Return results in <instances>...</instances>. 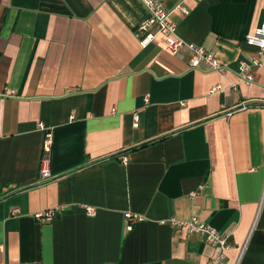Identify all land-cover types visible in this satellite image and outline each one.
Masks as SVG:
<instances>
[{"label": "crops", "instance_id": "1", "mask_svg": "<svg viewBox=\"0 0 264 264\" xmlns=\"http://www.w3.org/2000/svg\"><path fill=\"white\" fill-rule=\"evenodd\" d=\"M156 1H183L178 36L233 72L142 47L141 0H0V264H209L218 247L170 223L193 216L229 237L221 264H264V56L231 87L264 0Z\"/></svg>", "mask_w": 264, "mask_h": 264}, {"label": "built area", "instance_id": "2", "mask_svg": "<svg viewBox=\"0 0 264 264\" xmlns=\"http://www.w3.org/2000/svg\"><path fill=\"white\" fill-rule=\"evenodd\" d=\"M148 12L147 18L140 23L137 27V37L139 38L142 47H147L151 43H154L158 38L164 43L165 47L172 54L176 55L183 47H187L191 51V57L189 65L192 69L205 68L207 71H214L226 75L229 72H233L231 65L227 62L219 61L215 55L203 46L193 43H187L177 34V25L173 21L172 16L175 12H180L184 15H188L189 11L184 6L183 1L177 3L172 9H167L160 2L156 0H141ZM246 42L250 46H254L258 49V53L255 59L251 63L240 61L238 69L236 70L237 80L232 84V89L237 90L240 83L252 84L255 78L252 74L253 67H262V58L264 56V17L261 24L256 28L255 32L249 35ZM223 92L221 86H216L212 93ZM148 101V100H147ZM243 108L245 105H243ZM139 125V116L135 115L134 127ZM42 129L47 131L46 140L44 144V156L42 158L41 175L43 179L51 177V173L48 169L50 161V153L52 150L53 134L51 131L42 124ZM124 163L128 162V157L124 158ZM63 208H54L44 212L37 213L35 218L42 222H50L54 217L62 212ZM87 213L94 215L95 209L87 207ZM126 217L131 221V226L137 222L143 221V218L127 213ZM162 223H166L162 221ZM170 223L173 227H184L191 233H196L205 237L206 242L212 246L218 247L219 254L209 264H221L226 256L225 251L229 249L228 236L220 233L214 227L202 222L198 217L193 216L191 219L182 221L177 218L170 219Z\"/></svg>", "mask_w": 264, "mask_h": 264}]
</instances>
